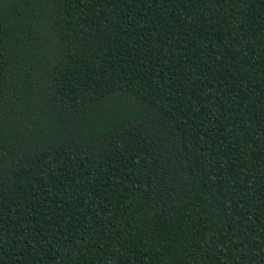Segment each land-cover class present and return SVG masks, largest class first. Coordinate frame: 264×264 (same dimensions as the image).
Wrapping results in <instances>:
<instances>
[{
  "label": "trees",
  "instance_id": "trees-1",
  "mask_svg": "<svg viewBox=\"0 0 264 264\" xmlns=\"http://www.w3.org/2000/svg\"><path fill=\"white\" fill-rule=\"evenodd\" d=\"M0 264H264V0H0Z\"/></svg>",
  "mask_w": 264,
  "mask_h": 264
}]
</instances>
